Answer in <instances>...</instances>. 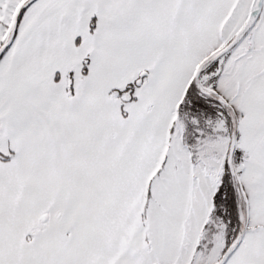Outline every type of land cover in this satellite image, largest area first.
<instances>
[{
	"label": "snow or ice",
	"instance_id": "6c2138e0",
	"mask_svg": "<svg viewBox=\"0 0 264 264\" xmlns=\"http://www.w3.org/2000/svg\"><path fill=\"white\" fill-rule=\"evenodd\" d=\"M0 264H264V0H0Z\"/></svg>",
	"mask_w": 264,
	"mask_h": 264
}]
</instances>
